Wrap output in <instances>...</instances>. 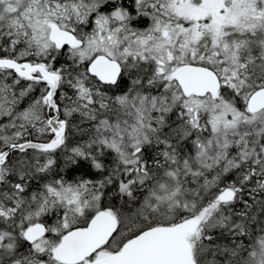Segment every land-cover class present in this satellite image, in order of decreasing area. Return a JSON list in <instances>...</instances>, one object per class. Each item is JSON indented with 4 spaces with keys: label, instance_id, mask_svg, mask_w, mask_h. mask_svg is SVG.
Instances as JSON below:
<instances>
[{
    "label": "snow or ice",
    "instance_id": "6c2138e0",
    "mask_svg": "<svg viewBox=\"0 0 264 264\" xmlns=\"http://www.w3.org/2000/svg\"><path fill=\"white\" fill-rule=\"evenodd\" d=\"M0 264H264V0H0Z\"/></svg>",
    "mask_w": 264,
    "mask_h": 264
}]
</instances>
